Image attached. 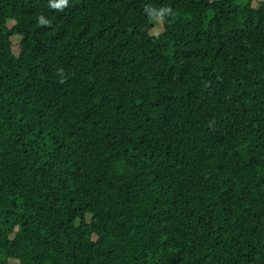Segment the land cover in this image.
<instances>
[{"label":"trees","instance_id":"16d2710c","mask_svg":"<svg viewBox=\"0 0 264 264\" xmlns=\"http://www.w3.org/2000/svg\"><path fill=\"white\" fill-rule=\"evenodd\" d=\"M257 1L0 0V264H264Z\"/></svg>","mask_w":264,"mask_h":264},{"label":"rangeland","instance_id":"374dc122","mask_svg":"<svg viewBox=\"0 0 264 264\" xmlns=\"http://www.w3.org/2000/svg\"><path fill=\"white\" fill-rule=\"evenodd\" d=\"M258 2H259V0L257 2H255V4H254L255 8H259V5L257 4ZM14 26H15V24L13 22L9 23L10 28H13ZM164 32H165V28H164V24H163L162 20L161 19H155L153 21V30L151 32L152 36H158V35L163 34ZM21 41H22L21 37L12 38V42L14 44V54L16 56H19V46H20ZM11 264H19V263L16 261H12Z\"/></svg>","mask_w":264,"mask_h":264},{"label":"clouds","instance_id":"9594fccd","mask_svg":"<svg viewBox=\"0 0 264 264\" xmlns=\"http://www.w3.org/2000/svg\"><path fill=\"white\" fill-rule=\"evenodd\" d=\"M67 2V0H61V3H66ZM57 6H59V5H57Z\"/></svg>","mask_w":264,"mask_h":264}]
</instances>
